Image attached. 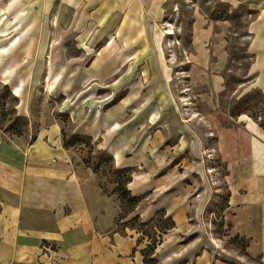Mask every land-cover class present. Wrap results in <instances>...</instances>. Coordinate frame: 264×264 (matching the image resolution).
<instances>
[{
  "label": "crops",
  "instance_id": "1",
  "mask_svg": "<svg viewBox=\"0 0 264 264\" xmlns=\"http://www.w3.org/2000/svg\"><path fill=\"white\" fill-rule=\"evenodd\" d=\"M6 1L0 16L10 17L8 23L18 33L33 30L29 22H23L28 14L45 17L40 27L43 32L61 30L59 24L46 23L47 15L62 25L71 22L72 29L80 30L72 18L77 12L86 16L87 27L80 25L84 30L93 25L102 32V39L115 33L90 57L85 77L96 85L104 82L106 88L118 84L123 93L118 113L102 120H82L75 133L96 143L116 170H130L127 190L132 197L143 199L132 217L121 221L125 226L119 231V200L104 194L80 154L64 146L60 122L13 139H6L0 129V264H144L146 259L160 264L159 256L185 231L194 207L185 161L200 155L203 139L196 128L216 133L214 149L226 170L224 220L233 238L247 242L240 263L234 264H255L257 259L264 264V130L244 114L231 128L223 127L220 115L214 112L200 114L209 129L200 122L193 126L180 120L178 102L185 98L174 96L170 64L158 50L167 0ZM218 1L230 12L249 16L246 32L251 60L236 93L242 96L257 90L264 95V0ZM4 28L0 21L1 36H7ZM229 29L228 21L194 9L188 39L182 46L188 60L184 78L190 86L180 95L187 96L192 86L204 87L200 93L211 110L215 109L214 98L225 90ZM20 42L16 34L0 44V81L5 86L20 59L11 65L1 59L11 55ZM32 46H39L38 62L42 63L46 40ZM81 50L86 54L90 47ZM11 93L18 98L20 111L29 113L20 83L12 84ZM172 137L175 140L169 143ZM179 169H184L183 174ZM158 212L170 218L174 227L157 232L158 242L147 253L152 238L126 223L135 217L148 223ZM192 264L233 263L202 254Z\"/></svg>",
  "mask_w": 264,
  "mask_h": 264
},
{
  "label": "rangeland",
  "instance_id": "2",
  "mask_svg": "<svg viewBox=\"0 0 264 264\" xmlns=\"http://www.w3.org/2000/svg\"><path fill=\"white\" fill-rule=\"evenodd\" d=\"M6 2V0H0V7L6 6ZM164 6L166 19L160 23L161 26L159 25L163 37L158 50L170 64V84H172L174 96L177 100L179 96L185 98L183 103L178 102L180 120L193 126L197 125L193 122H200L203 127L209 129L202 117L204 114L214 112L220 115L223 127L231 128L237 126V117H230L232 112L240 113L246 110V113L242 114L259 126L261 123L264 124V95L248 92L238 96L236 93L246 77L249 63L246 32V19L249 16L230 12L229 8L218 0H167ZM78 9L79 7L76 10ZM194 9L213 19L226 20L230 24L227 34V52L228 59L231 56L233 60L228 62V71L225 73L227 87L214 98V110L207 106L204 96L201 95L206 90L204 87L192 86L187 96L180 95L188 85L187 79L184 78L185 71H183L188 60L182 46L188 39ZM26 17L28 21L23 22H29L33 30L18 33L13 30L15 28L12 24L8 23L10 17L0 16V21H3L5 26L3 30L7 31V36H1L2 29L0 30V44H4L7 39L16 34L21 39L11 55L1 59L2 63L6 62L5 64L9 65L20 60L13 70V78L8 81L9 86H5L0 81V129L4 132L6 139H13L26 137L31 130H36L42 125L47 126L50 122H60L64 138L71 145L70 147L80 154L83 165L95 176L97 186L103 189L104 194L115 195L117 183L125 182L127 175L117 173L110 156L98 151L96 143H91L90 140L79 137L75 133L78 123L82 120H102L108 114L117 115L118 113V102L123 96L118 89V84L107 85L108 88H106L104 82L96 85L94 81L85 77V73H88L85 67L88 69L90 57L101 50L115 33H107L102 39V32L97 31L93 25L90 26V30H84L83 27H87L88 22L86 16H78V12L72 18L78 21L80 30L72 29L71 22L62 25L56 17L47 15V24H59L61 30L57 33L40 31L45 17L43 19L42 16L29 14ZM164 30H171L172 34H167ZM43 40H46V51L43 62L39 63L40 48L32 45L34 42L39 45ZM86 47H90L91 55H88L89 51L87 53L86 50V55L81 50ZM16 82L20 83L21 92L28 98L31 108L29 113L23 114L20 111L18 98L11 93V86ZM250 115H254L256 119ZM194 130L200 132L199 136L203 139L200 155L191 156L188 161H185L188 165V174L185 177L193 186L191 200L195 202L192 204L194 207H191L188 214L185 231L180 234L176 243H172L170 247L165 246L166 250L159 256L162 260L160 264H192L194 258L202 254H207L210 260L240 263L239 258L244 253L247 242L239 238L234 240L229 233L230 226L224 220L227 193L224 180L226 170L214 149L216 133L208 134L205 129L198 128ZM174 140L175 138L172 137L169 143ZM183 172L184 169H179L180 174ZM119 208L117 229L122 231L125 225L121 224V221H125L128 217H124L128 209L120 205ZM135 210L129 216L132 217ZM144 231L150 236L155 232L153 227L145 228ZM156 235L159 234L156 233L152 238L157 239ZM255 264L263 263L257 259Z\"/></svg>",
  "mask_w": 264,
  "mask_h": 264
},
{
  "label": "trees",
  "instance_id": "3",
  "mask_svg": "<svg viewBox=\"0 0 264 264\" xmlns=\"http://www.w3.org/2000/svg\"><path fill=\"white\" fill-rule=\"evenodd\" d=\"M248 61L250 62L251 57L248 55L247 57ZM233 60V57L230 56L229 58V62H231ZM230 64V63H229ZM226 82V81H225ZM225 87H227V82L225 83ZM250 93L253 94H260L262 95L259 91L257 90H252L250 91ZM242 113H246V110H242L240 113H233L232 115H230V117H238L239 114ZM252 118L256 119L254 115H250ZM260 127H262L264 129V124H260ZM64 146L66 147H70L71 145L66 141V139L64 138ZM116 170V169H115ZM117 173L120 174H126V181H120L117 183V188H116V196L117 199L119 200V205L120 207L122 206H126V209H128V211L126 213H124V217L128 216L133 210H135L139 204L141 203L142 199L141 197H132L129 193V191L127 190V184L129 182L130 179V170L127 169H123V170H117ZM228 197V194H226V198ZM122 212V210H121ZM123 213V212H122ZM126 226L130 227V228H135L136 230L141 231L144 235H147L149 238H152V236H154L157 232L159 233H165L167 230H170L174 227V223L172 222V220L170 218H164L162 212H158L154 218L148 222V223H143L140 221V219H138L137 217L131 219L128 223H126ZM153 227L155 232L152 233V236H150L149 234L146 233V231H144L145 228H150ZM234 240H237V237L233 238ZM243 240V239H241ZM158 240L157 239H153L152 238V244L150 246L147 247L146 252L149 253L153 250V248H155V245L157 244ZM246 247V246H245ZM152 260H147L145 261L144 264H152Z\"/></svg>",
  "mask_w": 264,
  "mask_h": 264
},
{
  "label": "bare ground",
  "instance_id": "4",
  "mask_svg": "<svg viewBox=\"0 0 264 264\" xmlns=\"http://www.w3.org/2000/svg\"><path fill=\"white\" fill-rule=\"evenodd\" d=\"M170 29V28H169ZM168 30V29H167ZM165 31V30H164ZM163 31V32H164ZM165 33H167V34H172V32H171V30H169V31H165Z\"/></svg>",
  "mask_w": 264,
  "mask_h": 264
}]
</instances>
